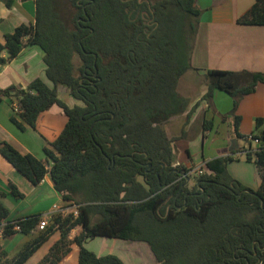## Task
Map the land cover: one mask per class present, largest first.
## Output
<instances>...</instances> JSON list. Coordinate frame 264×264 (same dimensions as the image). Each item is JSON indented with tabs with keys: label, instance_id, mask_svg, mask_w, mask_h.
<instances>
[{
	"label": "trees",
	"instance_id": "1",
	"mask_svg": "<svg viewBox=\"0 0 264 264\" xmlns=\"http://www.w3.org/2000/svg\"><path fill=\"white\" fill-rule=\"evenodd\" d=\"M13 4L6 0L8 8ZM200 14L195 0H36L35 23L5 35L0 65L26 46H37L52 84L36 79L25 89L0 90V102L8 99L19 107L11 122L22 131L35 129L40 114L57 105L67 123L44 148L45 161L6 142H0V154L34 186L49 174L65 206L79 208L77 217L54 215L35 234L41 217L9 221L0 192L1 239L35 234L12 257L0 245V264H25L55 233L59 239L37 264H60L74 247L78 264H124L115 255L88 250L96 238L144 243L158 264H264V130L259 131L264 120L256 119L259 133H254L262 144L248 141L245 159L259 172L257 190L229 174L231 156L207 161L202 175L189 176L195 178L193 187L181 175L188 170L174 166L165 126L190 104L177 89L193 70ZM237 24L264 26V0H255ZM204 78L202 100L211 103L215 91L229 95L233 134L247 140L235 113L264 83V73L209 70ZM59 86L83 106L69 108L58 98ZM10 188L12 196L23 198Z\"/></svg>",
	"mask_w": 264,
	"mask_h": 264
},
{
	"label": "crops",
	"instance_id": "2",
	"mask_svg": "<svg viewBox=\"0 0 264 264\" xmlns=\"http://www.w3.org/2000/svg\"><path fill=\"white\" fill-rule=\"evenodd\" d=\"M254 3L255 0H195V5L201 14L191 56L193 70L182 76L177 89L178 94L188 99L190 104L185 114L175 117L165 127L170 140L174 138L172 139L176 158L174 166L190 169L217 157L231 156L234 159L232 166L246 165L242 171L231 167V174L234 179L251 190L259 188L260 176L256 173L258 170L255 164L245 160L250 143L245 139H238L233 134V118L230 117L233 99L221 91L214 92L211 103L203 101L202 98L207 92L204 75L209 70L264 73V26L237 24V20ZM35 20L36 0H14L11 8L6 6V0H2L0 45H4L5 35L12 34L21 25H33ZM2 56L7 57V52L4 51ZM45 71L43 51L37 46H26L13 61L0 65V90L12 86L25 89L36 79L42 80L51 88L52 84L47 80ZM57 95L69 108L83 106V103L75 99L64 86L57 88ZM196 104L195 112L186 122L189 111ZM13 111L14 108L9 100L2 99L0 142L9 143L23 155L30 154L39 160H47L44 148H50V144L58 138L67 123V117L62 109L54 105L40 114L35 129L26 126L23 131L11 122ZM235 114L241 118L239 133L242 136L248 137L264 130V124L259 131L256 130V119L264 120V83L259 84L254 93L240 101ZM205 121L211 122L209 123L211 128L204 131ZM198 148L201 151L200 157ZM50 164L52 165V162ZM253 165L256 169H253ZM250 172L259 180L256 186L247 176ZM11 184L23 194V198H15L11 195ZM186 184L191 185L190 181ZM0 192L4 193L1 202L8 209V220L11 222L42 217L54 212L55 206H65L49 174L39 185L34 186L1 154ZM37 232L38 230L35 234ZM75 232L77 233V229L73 230L72 234ZM35 234L24 236L16 233L6 239H1L0 236V245L8 256L12 257ZM72 234L70 238L74 237ZM58 239L59 233L52 236L25 264H37ZM103 239L112 242L113 248L110 254L119 257L124 264H136L138 261V264H141V258L143 260L149 258L151 264H158L149 247L144 243ZM102 243L105 245L107 241ZM104 251L102 247L100 254ZM78 252V247H74L71 254L60 264H78ZM73 255L76 259L71 261Z\"/></svg>",
	"mask_w": 264,
	"mask_h": 264
},
{
	"label": "built area",
	"instance_id": "3",
	"mask_svg": "<svg viewBox=\"0 0 264 264\" xmlns=\"http://www.w3.org/2000/svg\"><path fill=\"white\" fill-rule=\"evenodd\" d=\"M13 108L15 109V111H19L18 105L14 104ZM247 138H248L247 141L252 143L254 146H260L262 144L261 140L257 138L256 136H254L253 134L248 136ZM187 170L188 171L184 175L185 177L192 176V175L200 176L205 172L206 167H205V164H202L200 166L193 167ZM66 205L68 206H64V207L55 206L54 212L43 215L40 218V221L37 225V229L40 231L44 230L49 225L51 218L57 214H62V215L73 214L74 217H77L79 207L72 203H68V202ZM16 229H19V227H16Z\"/></svg>",
	"mask_w": 264,
	"mask_h": 264
},
{
	"label": "rangeland",
	"instance_id": "4",
	"mask_svg": "<svg viewBox=\"0 0 264 264\" xmlns=\"http://www.w3.org/2000/svg\"><path fill=\"white\" fill-rule=\"evenodd\" d=\"M174 119V118H173ZM166 127V126H165ZM172 139H174V138H172ZM172 139H171V141H172ZM173 142V141H172ZM201 144V142H199V145ZM200 149L198 148V156L200 157ZM207 153H208V151H207ZM231 167H232V169H240L241 171H242V169H244L243 167H246V165L245 164H241V166H238V165H236V164H234L233 166H232V161L231 162H229V164H228V172H229V174L233 177V175L231 174ZM253 169H256L255 168V166L253 165ZM256 171V170H255ZM256 173H257V175H259V172L258 171H256ZM248 176V178H249V180L250 181H253V184H255V186H256V184L257 183H259V180H258V178H257V176L255 175H251V172L247 175ZM190 183H191V185H190V187H193L194 185H195V178L194 177H191L190 178ZM254 186V185H253ZM255 188V187H254ZM73 232V231H72ZM72 232H71V234H72ZM55 234H57V233H55ZM54 234V235H55ZM75 234H76V232L75 233H73L72 235L73 236H75ZM53 235V236H54ZM104 241H107V244H103L102 242H104ZM47 243V242H46ZM44 246V245H43ZM42 246V247H43ZM102 247H103V249L105 250L104 251V253L103 254H100V252H101V250H102ZM111 248H113L112 247V242L110 241V240H105V239H103V238H96V239H94V240H92V241H90V242H88L87 243V249L88 250H90L91 252H94L95 254H98V255H100V256H104V255H108V254H110L111 253ZM76 259V256H72L71 257V261L73 260H75ZM151 261H150V259L149 258H147V260H143V258H141V264H151L150 263ZM139 263V261L136 263V264H138Z\"/></svg>",
	"mask_w": 264,
	"mask_h": 264
},
{
	"label": "clouds",
	"instance_id": "5",
	"mask_svg": "<svg viewBox=\"0 0 264 264\" xmlns=\"http://www.w3.org/2000/svg\"><path fill=\"white\" fill-rule=\"evenodd\" d=\"M253 135H254V134H253ZM186 170H187V169H186ZM181 173H182L181 175L184 176V175H185V170H183ZM192 176H195V175H192ZM184 177H185V176H184ZM186 177L189 178V176H186ZM186 177H185V178H186ZM186 179H187V178H186ZM189 179H190V178H189ZM15 229H16V227H15ZM16 230H17V229H16ZM37 230H38V229H37ZM38 231H40V230H38Z\"/></svg>",
	"mask_w": 264,
	"mask_h": 264
},
{
	"label": "water",
	"instance_id": "6",
	"mask_svg": "<svg viewBox=\"0 0 264 264\" xmlns=\"http://www.w3.org/2000/svg\"><path fill=\"white\" fill-rule=\"evenodd\" d=\"M182 174V173H181ZM187 178V183L190 181V179L188 178V177H186Z\"/></svg>",
	"mask_w": 264,
	"mask_h": 264
}]
</instances>
